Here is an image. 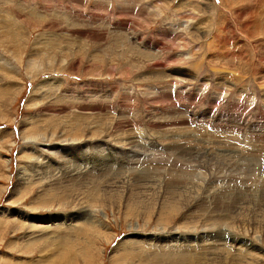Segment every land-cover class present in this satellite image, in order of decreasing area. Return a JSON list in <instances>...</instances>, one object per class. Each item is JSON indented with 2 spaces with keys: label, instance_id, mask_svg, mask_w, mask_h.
<instances>
[{
  "label": "rangeland",
  "instance_id": "374dc122",
  "mask_svg": "<svg viewBox=\"0 0 264 264\" xmlns=\"http://www.w3.org/2000/svg\"><path fill=\"white\" fill-rule=\"evenodd\" d=\"M203 3L0 0V264H264V0Z\"/></svg>",
  "mask_w": 264,
  "mask_h": 264
},
{
  "label": "bare ground",
  "instance_id": "6f19581e",
  "mask_svg": "<svg viewBox=\"0 0 264 264\" xmlns=\"http://www.w3.org/2000/svg\"><path fill=\"white\" fill-rule=\"evenodd\" d=\"M207 1L208 0H204V3L202 4V5H204V7H205V5L207 6V4L209 3H207ZM211 2V1H210ZM193 3V2H192ZM185 4L188 6V2L186 3L185 2ZM190 4V3H189ZM192 5V4H191ZM192 6H194V5H192ZM200 6V5H199ZM199 6H197L199 9H203L202 7H199ZM185 8V7H184ZM199 11H201V10H199ZM185 12V11H184ZM120 36V35H119ZM121 37V36H120ZM70 45V44H69ZM49 48V47H48ZM53 50V49H52ZM130 58H132V55H131V57ZM145 59H146V57H145ZM30 63H32V62H30ZM33 64V63H32ZM160 72V71H159ZM176 73V72H175ZM179 74V73H178ZM170 76V75H169ZM152 78H153V76H152ZM152 78H150L149 77V80L151 81L152 80ZM154 78H159V80L160 81H164V80H166L165 79V77L164 76H162V74L160 73H158L157 75H155L154 76ZM181 78V77H180ZM168 81V80H167ZM185 81V80H184ZM229 81V80H228ZM231 81V80H230ZM141 82V81H140ZM143 82V81H142ZM153 82H154V80H153ZM170 82V81H169ZM156 83V82H155ZM163 83V82H162ZM161 83V84H162ZM156 84H158V83H156ZM219 85V84H218ZM91 104V103H90ZM92 105V104H91ZM89 107V106H88ZM95 107V106H94ZM93 107V108H94ZM75 108V107H74ZM82 108V107H81ZM85 108V107H84ZM51 109V108H50ZM83 109V108H82ZM51 114V113H50ZM80 114V113H79ZM78 115V114H77ZM83 115V114H82ZM80 117V116H79ZM84 117V116H83ZM92 118V117H91ZM90 119V118H89ZM97 119H99V117L97 118ZM74 122H75V120H74ZM77 122V121H76ZM85 122V121H84ZM124 122H126V121H124ZM78 123V122H77ZM100 123V122H99ZM72 124V123H71ZM74 124V123H73ZM86 124V123H85ZM85 124H83V125H85ZM121 124V123H120ZM70 125V124H69ZM119 125V124H118ZM77 126V125H76ZM174 127V126H173ZM77 128V127H76ZM172 128V127H171ZM78 131V130H77ZM215 133V132H214ZM225 137V136H224ZM229 137V136H228ZM128 140V139H127ZM204 141V140H203ZM79 142V141H78ZM196 143H199V142H196ZM124 144V143H123ZM147 144V143H146ZM155 143H154V141L152 142V145H151V147L150 148H154L155 149V145H154ZM157 144V143H156ZM114 145V144H113ZM129 145H132V146H128L129 148H137V147H139V145H138V143H137V141L136 140H134V138H133V141H131V142H129ZM178 147V146H177ZM161 148V147H160ZM78 149V148H77ZM149 150V149H148ZM159 150V149H158ZM233 152L232 151H229V154L231 155ZM219 154V153H218ZM217 155V154H216ZM228 154H226V153H224V152H222V159L223 158H227L228 156H227ZM226 156V157H225ZM198 157V156H197ZM219 157V156H218ZM236 157V156H235ZM220 158V157H219ZM204 159V158H203ZM221 159V160H222ZM103 160V159H102ZM127 160H129V159H127ZM133 160V159H132ZM132 160H130V161H132ZM228 160V159H227ZM227 160H226V162H227ZM134 161V160H133ZM229 161V160H228ZM101 163L103 162V161H100ZM115 162H117V161H115ZM210 162V161H209ZM244 162V161H243ZM226 164L228 165V163H225V166H226ZM240 164V163H239ZM188 166V165H187ZM232 169V168H231ZM261 171V170H260ZM196 174V173H195ZM236 175V174H235ZM189 176V175H188ZM115 178V177H114ZM113 181V180H112ZM117 181V180H116ZM112 183V182H111ZM114 183V182H113ZM115 184V183H114ZM115 186V185H114ZM117 187V186H116ZM139 192V191H138ZM108 194V193H107ZM262 198V197H261ZM88 199V198H87ZM90 199V198H89ZM175 199V198H174ZM183 199V198H182ZM92 200V199H91ZM260 200V199H259ZM174 201V200H173ZM184 201V200H183ZM171 202V201H170ZM96 203V202H95ZM178 203V202H177ZM169 204H171V203H169ZM175 205H177L176 203H175ZM173 207V206H172ZM241 209V208H240ZM233 210V209H232ZM215 227V226H214ZM218 231V230H217ZM212 232V231H211ZM238 239V238H237ZM218 240L216 239V242H217ZM220 241V240H219ZM238 241V240H237ZM236 242V241H235ZM222 243H217L216 245H221ZM231 245V244H230ZM138 246V245H137ZM152 252V251H151ZM210 252V251H209ZM155 253V252H154ZM159 255V254H158ZM182 257V256H181Z\"/></svg>",
  "mask_w": 264,
  "mask_h": 264
}]
</instances>
